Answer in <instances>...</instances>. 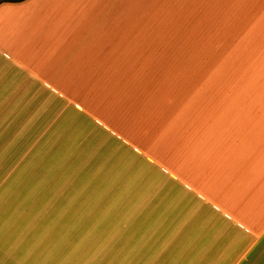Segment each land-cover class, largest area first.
Returning <instances> with one entry per match:
<instances>
[{
    "label": "crops",
    "instance_id": "crops-1",
    "mask_svg": "<svg viewBox=\"0 0 264 264\" xmlns=\"http://www.w3.org/2000/svg\"><path fill=\"white\" fill-rule=\"evenodd\" d=\"M90 121L179 184L187 223L243 234L232 264H264V0L1 2L4 176Z\"/></svg>",
    "mask_w": 264,
    "mask_h": 264
},
{
    "label": "rangeland",
    "instance_id": "rangeland-1",
    "mask_svg": "<svg viewBox=\"0 0 264 264\" xmlns=\"http://www.w3.org/2000/svg\"><path fill=\"white\" fill-rule=\"evenodd\" d=\"M4 1L9 0L0 3ZM83 128L75 135L86 142L80 150L44 147L43 159L20 164L8 177L4 176L7 166L0 163L1 238L17 226L16 218L29 219L10 240L9 247L0 248V264H23L30 256L37 257L36 264H49L69 240L76 241L72 251L84 243L86 249L76 253H86L85 264L234 262L236 255L231 249L238 247V241L243 244L242 233L232 232L234 240L229 241L220 238L225 230L221 221L211 225L187 223L184 217L188 215H182L170 202L171 196H179L177 192L185 193L178 183L135 150L101 135L91 121ZM167 140L168 134L156 148H142L162 162ZM95 145L103 146L98 154ZM162 164L173 168L167 162ZM29 235L32 244L15 257L13 252L28 241ZM62 257L58 264L77 256Z\"/></svg>",
    "mask_w": 264,
    "mask_h": 264
},
{
    "label": "trees",
    "instance_id": "trees-1",
    "mask_svg": "<svg viewBox=\"0 0 264 264\" xmlns=\"http://www.w3.org/2000/svg\"><path fill=\"white\" fill-rule=\"evenodd\" d=\"M9 1H12V0H9ZM11 210L9 209V210H7L6 212H4V214L2 215L4 218H6L7 217V215L9 214V212H10ZM24 211H27V210H24ZM6 216V217H5ZM2 217V218H3ZM17 220H16V225L17 226H13V228L10 230V234L9 235H5L4 237H3V239L1 238V235H3V234H0V248L2 249V250H5L7 247H9V242H10V240L13 238V236L14 235H16L17 233H18V229L20 228V227H22L25 223H27L28 221H29V219H28V217H26V218H21L20 220L18 219V218H16ZM34 233V232H33ZM32 233V234H33ZM5 234H7V233H5ZM32 236V235H31ZM30 235H29V239H28V241L27 242H24L23 244H22V246L19 248V250H17V251H15V252H13V254H14V256L15 257H17L18 258V256H20V255H22V253H23V251L30 245V244H32L31 242L33 241V239H32V237H31ZM75 242L76 241H71V240H69L67 243H65L62 247H61V250L59 251V254H57V255H55L54 257H52L51 259H50V263L49 264H58L60 261H61V259L63 258L62 256L63 255H67V257H70V256H77V257H79V258H75V257H71L70 259H69V261H67L65 264H85V259H86V257H85V255H86V253H84V252H82V251H80L81 252V254H79V253H76V251L77 250H79V249H86V247H83L84 246V243H80L79 245H78V247H76V248H74L75 250L74 251H72V248L75 246ZM75 258V259H74ZM70 260H72V261H70ZM37 263V257L36 258H32L31 256L29 257V259L28 260H24L23 261V264H36ZM97 263H98V261H97ZM6 264V263H5ZM7 264H12V263H7ZM99 264V263H98Z\"/></svg>",
    "mask_w": 264,
    "mask_h": 264
}]
</instances>
